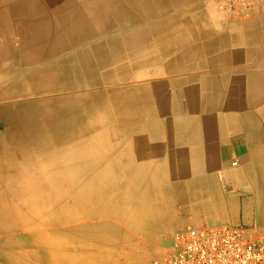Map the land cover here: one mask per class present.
I'll list each match as a JSON object with an SVG mask.
<instances>
[{"label": "crops", "instance_id": "1", "mask_svg": "<svg viewBox=\"0 0 264 264\" xmlns=\"http://www.w3.org/2000/svg\"><path fill=\"white\" fill-rule=\"evenodd\" d=\"M132 1L133 20L111 42L134 80L102 88L145 92L143 115L124 135L135 139V168L168 171L159 178L177 187L184 224L264 232V0L236 22L217 12V0Z\"/></svg>", "mask_w": 264, "mask_h": 264}, {"label": "rangeland", "instance_id": "2", "mask_svg": "<svg viewBox=\"0 0 264 264\" xmlns=\"http://www.w3.org/2000/svg\"><path fill=\"white\" fill-rule=\"evenodd\" d=\"M61 2L62 0L50 1ZM49 8L48 0H0V132L3 139L0 146V264H151L169 248L174 231L182 225L191 224L178 220L179 213L186 210L187 206H178L176 203L170 209V226L162 227L155 233L152 222L148 223V228H144L142 224L148 218L143 220L137 217L129 221L127 213L120 216L119 200L124 197L120 189L123 186L124 189L130 188L131 181L120 179L115 167L126 165L118 162L128 158V155L121 158L123 150L129 148L132 152L135 151L134 138L107 136V133L111 134L110 127H107V130L91 132L84 142L78 144L86 145L87 155L83 153V147L67 144L56 151L55 162L53 155L45 158L40 153L35 154V159L25 165L19 159L16 160L21 153L15 152L14 157H9L8 146L15 140L11 132L15 120L21 119L27 124L33 119L37 123L41 120L42 123L47 121L44 123L46 127L54 126V120H46L43 108L48 111V107L54 108L55 112L66 109L67 112L60 114L59 118L62 120L65 114H75L69 110L65 100L61 101L60 107L52 104L54 100L70 93H82L90 99L97 95V89L99 93L103 90L102 86L91 88L92 85L89 87L86 84H74L77 89L67 90L70 76L65 78L62 66L56 69V82L47 85L44 77L52 76L49 61H54L56 57L46 56L39 61L36 56L31 62V57H25L39 48H49V42L33 39L36 33L39 36L40 21L45 20L46 15L53 17ZM65 54L67 52H61V56ZM32 62L36 64L31 65ZM40 76L42 81H39ZM35 133L37 135L34 136H38L39 132ZM80 155L94 160L93 167L103 168L101 172L98 170L99 177L94 181L89 177L83 183L77 177L79 173L70 170L69 166L83 163H76L80 160ZM132 157L133 164L130 167L134 173L138 172L147 178L153 174L159 177L158 172L135 168L141 164L134 162V153ZM10 159L14 160L12 166L7 163ZM96 171L91 172L92 176ZM139 181L144 185L149 180ZM67 182L73 184L68 189L64 185ZM88 182L91 183L89 186ZM153 182L160 183L161 180ZM53 184H57L54 189ZM147 187L139 186L131 191L135 199L148 196L150 187ZM156 189L161 193V186ZM54 191L58 194L57 201ZM138 220H141L140 223ZM149 235L153 242H147ZM145 242L150 243V247Z\"/></svg>", "mask_w": 264, "mask_h": 264}, {"label": "bare ground", "instance_id": "3", "mask_svg": "<svg viewBox=\"0 0 264 264\" xmlns=\"http://www.w3.org/2000/svg\"><path fill=\"white\" fill-rule=\"evenodd\" d=\"M50 1L54 2V0H48V2L50 4L49 11L53 12V17H51L50 15H46L44 17L45 20L40 21V23H39V30H40L39 36H37L36 35L37 33H36L35 37L33 38L39 42H47V43L49 42L50 43L49 48H47V49L44 47L39 48V49L33 51L31 53V55L30 54L25 55L26 58L31 57L30 62L32 60H35L36 56H37L36 58H38V60L42 59L46 56L49 58L56 57V59H54V61L51 60L52 62L48 60L49 61L48 67L51 69L52 76L48 77V78L44 77V79H47V81H46V82H48L47 85H51L52 82H53V84L56 82L55 81L56 73H57L56 69H58L59 66H62L64 68L63 74H64L66 79H68V77L70 76V85H68L69 87L67 88V90L70 89L72 91H73V89L75 90L78 88V87H75L74 84H76V85H79V84L85 85L86 84L89 87L92 85L91 86V88H92L93 86L100 87L102 85H113V84H120V83H124V82L128 83V82H130V80H134V79H132L133 77L127 73V67L122 65L120 62V60L123 58V55L120 51L121 47L119 45V42H117V41L111 42V39H112L114 34H120V32L116 31V30H118L122 25H125L126 23H129V21L133 20V16H132V13L130 12V8H129L130 6H134V3L132 0H123V1L122 0H62L61 3H50ZM121 2L124 4V6H122ZM215 4L217 7V12H220L221 14L227 16L225 13L220 11V9L218 7V1L215 2ZM43 6H46V5H43ZM157 7H159V6H157ZM158 13H159V11H158ZM253 14H254V12H253ZM253 14L248 19L252 18ZM42 19H43V17L41 18V20ZM174 27H175V25H174ZM145 28H147V27H145ZM166 28H168V27H166ZM144 32H145V30H144ZM108 36H110V37H108ZM185 39H186V37L184 38V40ZM171 42H172V40H171ZM73 43H75V44L77 43V44L76 45L74 44L75 45L74 46ZM148 45H146V46H148ZM141 48H143V47H141ZM167 50H169V49H167ZM62 51L67 52V54L61 56ZM172 53H173V51H172ZM18 54H20V53H18ZM139 54H141V53H139ZM169 57H170V55H169ZM39 61H41V60H39ZM35 64H36V62L31 63V65H35ZM37 68H38V66H37ZM109 68H115L116 69L115 74L110 72ZM100 70L104 71V72L99 73ZM41 77L42 76L39 77V81H42ZM50 78H52V79H50ZM163 78H165V76ZM162 85H164V84H162ZM131 86H132V84H131ZM109 88L108 89L102 88L103 89L102 92L104 91L103 93L102 92L99 93L98 89L96 88L97 89V95H94L90 99H89V97H87V95H84L82 93L71 94L69 92L70 94L69 95L66 94L64 98L54 100V102L52 104L59 105V107H60L61 101L65 100V103L69 105V110L73 111L75 114V115L65 114L63 116L62 120H60V118H59L60 114L67 112L66 109H64V111L61 110L63 112H59V111L55 112V110H53L54 108L51 109L48 107L49 111L46 108L45 109L43 108V113H46L44 115L47 118L46 120H49V119L51 121L54 120V126L51 125V126L46 127L45 126L46 124H44V123H46L47 121L42 123L41 120L37 123L33 119L32 121H30L29 124L25 123L24 120H21L20 119L21 117L19 118L20 119L19 121L15 120L13 122V126L11 127V129H12L11 132H13L15 140H13L12 143L10 142V145L8 146V151L10 154L9 157H14L15 152H17L16 154L21 153L20 158L18 157V158H16V160L18 161V159H19L20 163L21 164L23 163L25 165L26 162L32 161V159H35L34 158L35 154L40 153L42 156L44 155L45 158L47 156L50 157L53 155V158H54L53 161L55 162L56 151H58L60 148L61 149L64 148L67 144H70V145L75 146V147H79V146L83 147V149H84L83 153L87 152L85 144H81V145H78V144L81 142H84L85 138L88 135H91V132H93V131L100 130V129L101 130H107V127H110L109 132L111 134L107 133L106 134L107 136H112V137L119 136L121 138L124 135L129 134L130 133V127H132V124L134 123L133 122L134 118H136L140 115H143L142 111L140 112V110L138 108H139V106H141V104H139V103H142L145 100V98H144L145 92L142 89L133 90L130 88H125V89L114 90L113 88H110V89ZM217 88H218V86H217ZM53 90H55V89H53ZM218 90H216V91H218ZM82 91H85V90H82ZM77 92H79V91H77ZM172 99H174V98L172 97ZM153 100H155V99H153ZM189 100L190 99H188V101ZM42 101H43V99H42ZM136 103H138V104H136ZM184 103H182V104H184ZM157 104H159V103H157ZM30 105H33V104H30ZM136 105H137V107H136ZM177 105H179V104H177ZM39 106H42V105H39ZM144 107H145V105H144ZM151 107H152V105H151ZM167 107H169V106H167ZM12 108H14V107H12ZM28 109H30V108H28ZM175 110H177V109H175ZM153 112H155V111H153ZM68 113H70V112L68 111ZM155 113H153V114H155ZM173 113H174V110H173ZM48 114H49V116H48ZM53 114H54V117L52 116ZM246 115L249 116L250 114L249 115L246 114ZM154 117H156V116H154ZM248 121H250V120H248ZM167 123H170V122H167ZM161 124H162V122H161ZM252 124H253V122H252ZM251 125H249V126H251ZM150 126L151 127H149V129L151 132L155 131L158 128V125H157V127L156 126L152 127V124H150ZM167 127H169V125ZM251 128L252 127H250V129ZM34 131L39 132L38 136H34L36 134ZM245 131H244V133H245ZM247 132L249 133V131H247ZM164 133H165V131H164ZM172 133H173V131H172ZM166 134H170V133L167 132ZM248 135H247V137H248ZM252 136H250V137H252ZM145 139H146V137H145ZM2 141H3V139H2V134H1L0 146L2 145ZM164 142H165V140H164ZM153 146H154V144H153ZM156 146H158V145H156ZM68 148H70V147H68ZM125 150H123L121 153V156H123V157H121V156L120 157L124 158L125 155H128V158H125V159L120 158L121 160H119L118 163H124L126 165L115 167V169H117V171H118L117 174L119 175L120 179L131 181L130 185H129L130 188L124 189V186H123L120 189L123 196H124L123 198H120V200H119V203L121 205L120 216H123L124 213H127L126 215H128L129 219L128 218L127 219L129 221L134 219V218H137V217H138L137 219L141 218L143 220L148 218V219L144 220L142 224H143L144 228H148L147 227L148 223L152 222L154 224L152 226L153 227L155 226V228H154L155 231H153L154 233L156 231H160V229L162 227L167 228L168 226H170V223H171L170 219L172 217V215H171L172 211L170 209L173 208V205L175 203H176V205L179 204L178 201H176L177 187L172 186V185H171L172 187L168 186L164 182H160V183L153 182L156 180H159V181L161 180L158 176H155V174H153V176L151 175L150 178H147V177L142 176L138 172L134 173V170L132 169V167H130V164H133V162L130 160V158L132 156V155H130L131 150L129 148L125 149ZM139 151H142V150H139ZM248 152L249 151H247V153ZM85 154L87 155V153H85ZM166 155H167V153H166ZM13 161L14 160H12V159L8 160L7 161L8 165L12 166ZM41 161H40V164H41ZM10 162H11V164H10ZM77 162H83V163L81 165H78V166H69V168H71L70 170H73V171H76V173H79V175H77V177L80 178V180L83 183H84V181L88 180L89 177L93 178V179H90L91 181H94V179H97L96 177H99L98 170H100L99 172H101V169H103V168L93 167L95 164V161L90 159V157L88 158V157L80 155V160L76 161V163ZM54 167H55L56 171H59V169H57L58 167H56V166H54ZM139 170H141V169H139ZM95 171H96V173H93V176H92L91 172H95ZM44 172H45V170H44ZM155 172L156 171H154V173ZM157 172L161 173V174L162 173L163 174L168 173V171H163V170H158ZM27 174H29V173H27ZM66 177L73 178V176H66ZM56 178L57 177L55 176L54 179H56ZM140 179H145V180H149V181L145 182V184H144L145 186H144L143 183H141L139 181ZM253 179H255V178H253ZM137 181H138V184H137ZM170 182H172V181H170ZM71 183L72 182H67L64 185L68 189V187L71 185ZM121 183L122 182H120V184ZM256 183H257V180H256ZM90 184L91 183L88 182V186ZM108 185H109V183H108ZM159 185L162 187L161 193H158V191L156 189V187H160ZM257 185H258V183H257ZM139 186H143V187L149 186L151 189L150 188L148 189L149 190L148 196L143 195L144 198L135 199V195L131 191L136 190V188H138ZM55 187H57V184H53L52 188L54 189ZM85 188H86V186H85ZM64 190L67 193V190L65 188H64ZM96 191H97V189H96ZM130 192H131V194H130ZM54 193H55L56 201H57L58 194L55 191H54ZM110 195H111V193H110ZM60 200H62V198ZM69 207H70V204H69ZM64 209H65V207H64ZM260 214H261V212H260ZM259 218H260V215H259ZM124 219H125V217H124ZM140 221H139V223H140ZM133 222L134 221H132V224H133ZM158 225H159V227H158ZM100 227H101V224H100ZM103 227H104V224H103ZM148 241L149 242L154 241V240L150 239V235L147 237V242ZM146 244H148V246L150 247V243H146ZM38 259H40V258H38Z\"/></svg>", "mask_w": 264, "mask_h": 264}, {"label": "built area", "instance_id": "4", "mask_svg": "<svg viewBox=\"0 0 264 264\" xmlns=\"http://www.w3.org/2000/svg\"><path fill=\"white\" fill-rule=\"evenodd\" d=\"M234 21L252 16L255 0H217ZM1 144V133H0ZM151 264H264V232L244 227H178L168 249Z\"/></svg>", "mask_w": 264, "mask_h": 264}]
</instances>
